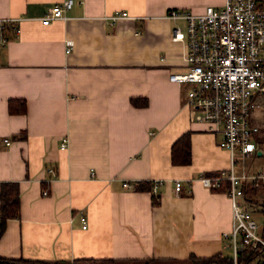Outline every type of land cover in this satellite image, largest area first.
Returning a JSON list of instances; mask_svg holds the SVG:
<instances>
[{"label": "crops", "instance_id": "1", "mask_svg": "<svg viewBox=\"0 0 264 264\" xmlns=\"http://www.w3.org/2000/svg\"><path fill=\"white\" fill-rule=\"evenodd\" d=\"M57 1L0 0V17H21L18 36L0 49V182L19 188L18 215L0 234V258L7 259L0 264L231 256L227 183L209 188L199 179L229 168L230 154L218 146L219 132L191 118L189 84L169 78L187 68L186 44L170 38L175 21L165 16L169 8L197 12L225 0H73L65 19L42 24ZM119 10L129 16L107 19ZM65 38L73 39L69 53ZM255 98L257 149L244 159L236 153V173L264 172V92ZM9 99H23L25 110L9 112ZM186 132L190 162L174 164L172 144ZM153 180L155 194L136 188ZM249 183L241 204L254 219L264 217V178L254 195ZM256 223L261 234L264 218Z\"/></svg>", "mask_w": 264, "mask_h": 264}, {"label": "built area", "instance_id": "2", "mask_svg": "<svg viewBox=\"0 0 264 264\" xmlns=\"http://www.w3.org/2000/svg\"><path fill=\"white\" fill-rule=\"evenodd\" d=\"M73 0H61L49 5L40 18L42 24L54 19H65V10ZM129 16L124 10L107 16L111 22ZM165 16L175 21L170 38L185 41L184 71L172 73L169 78L189 84L186 105L191 118L208 123L213 132H219L218 146L230 154V167L212 175L200 176L203 185L220 188L227 183L226 193L231 199L234 225L225 233V247L230 248L232 264H237V252L242 247L262 245L264 238L257 232V223L239 199L244 195L247 180L256 187L264 178V172L234 171L236 153L242 159L257 149L253 134L258 130L250 117L259 106L255 98L264 92V0H225L220 6L205 5L200 11L190 8H169ZM21 17H0V49L17 37ZM73 39H64V50L69 53ZM9 143L8 138L3 139ZM63 137L60 147L67 146ZM51 176L53 169H48ZM155 194L158 181L150 182ZM181 181H174L178 192ZM123 186H129L124 182ZM46 191L43 192L45 194ZM84 221V218H82ZM82 227H86L83 223ZM264 264V256L257 262Z\"/></svg>", "mask_w": 264, "mask_h": 264}, {"label": "trees", "instance_id": "3", "mask_svg": "<svg viewBox=\"0 0 264 264\" xmlns=\"http://www.w3.org/2000/svg\"><path fill=\"white\" fill-rule=\"evenodd\" d=\"M131 102L135 105H146L145 98H131ZM9 112H23L25 110V101L23 99H9ZM171 161L174 164H187L190 162V142L189 133L186 132L179 136L171 147ZM150 182L139 183L137 189L150 188ZM149 185V186H148ZM223 188V186L221 187ZM256 187L251 189V195L255 194ZM153 202L157 199L154 197ZM264 211V204L262 205ZM19 212V188L16 181L0 182V234L2 233L7 218L16 217ZM264 238V227L260 234ZM264 256V247L262 245L248 244L237 252V264H257ZM6 261L5 258H0V261ZM19 264H155L161 262V259L148 260H120L114 258H77L73 260H30V259H11ZM10 261V260H9ZM179 264H232L233 259L230 255L224 253H216L208 257L197 256L190 253L183 260H176Z\"/></svg>", "mask_w": 264, "mask_h": 264}, {"label": "rangeland", "instance_id": "4", "mask_svg": "<svg viewBox=\"0 0 264 264\" xmlns=\"http://www.w3.org/2000/svg\"><path fill=\"white\" fill-rule=\"evenodd\" d=\"M263 218H264L263 216H260V217H256L255 216V219L259 223V225H262L263 224ZM227 252H230V250L228 249ZM173 264H179V263L178 262H175Z\"/></svg>", "mask_w": 264, "mask_h": 264}]
</instances>
